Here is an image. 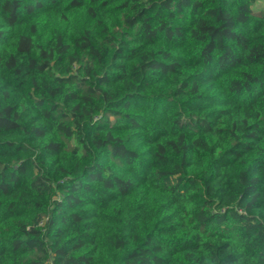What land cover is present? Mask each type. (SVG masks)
Here are the masks:
<instances>
[{
	"label": "trees",
	"instance_id": "obj_1",
	"mask_svg": "<svg viewBox=\"0 0 264 264\" xmlns=\"http://www.w3.org/2000/svg\"><path fill=\"white\" fill-rule=\"evenodd\" d=\"M254 1L0 0V264H264Z\"/></svg>",
	"mask_w": 264,
	"mask_h": 264
},
{
	"label": "rangeland",
	"instance_id": "obj_2",
	"mask_svg": "<svg viewBox=\"0 0 264 264\" xmlns=\"http://www.w3.org/2000/svg\"><path fill=\"white\" fill-rule=\"evenodd\" d=\"M252 9L255 12H258V11L264 9V0H255L253 5H252Z\"/></svg>",
	"mask_w": 264,
	"mask_h": 264
},
{
	"label": "built area",
	"instance_id": "obj_3",
	"mask_svg": "<svg viewBox=\"0 0 264 264\" xmlns=\"http://www.w3.org/2000/svg\"><path fill=\"white\" fill-rule=\"evenodd\" d=\"M42 222H40V224H41Z\"/></svg>",
	"mask_w": 264,
	"mask_h": 264
}]
</instances>
